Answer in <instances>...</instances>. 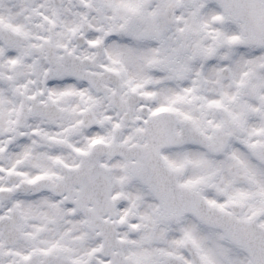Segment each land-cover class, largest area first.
I'll return each instance as SVG.
<instances>
[{"label": "snow or ice", "instance_id": "snow-or-ice-1", "mask_svg": "<svg viewBox=\"0 0 264 264\" xmlns=\"http://www.w3.org/2000/svg\"><path fill=\"white\" fill-rule=\"evenodd\" d=\"M0 264H264V0H0Z\"/></svg>", "mask_w": 264, "mask_h": 264}]
</instances>
